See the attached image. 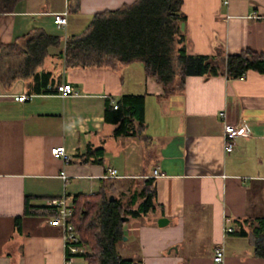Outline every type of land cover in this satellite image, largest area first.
<instances>
[{
  "label": "crops",
  "instance_id": "1",
  "mask_svg": "<svg viewBox=\"0 0 264 264\" xmlns=\"http://www.w3.org/2000/svg\"><path fill=\"white\" fill-rule=\"evenodd\" d=\"M135 1L19 0L0 13V50L34 30L64 40L83 32L95 14ZM181 9L190 55L264 50V0H182ZM64 11L66 24H55L54 14ZM57 52L59 45L49 47L35 71L52 72L50 92L35 91L32 76L0 77V264L65 262L62 230L46 216L24 215L26 197L31 205L60 197L73 205L76 195L103 191L129 206L148 179L155 187L153 209L123 222L116 245L122 258L213 264V249L222 246L224 264H264L250 235L225 231L236 220L264 218V74L186 76L181 88L164 94L140 61L65 68ZM62 84L73 93L52 91ZM125 94L144 96V122L134 121L130 135L115 136L103 111ZM18 95L28 97L18 101ZM224 121L247 129L228 153ZM58 146L64 157L51 153ZM89 148L102 149L100 162L86 159ZM108 169L119 177L106 178ZM154 170L161 176L153 177Z\"/></svg>",
  "mask_w": 264,
  "mask_h": 264
},
{
  "label": "trees",
  "instance_id": "2",
  "mask_svg": "<svg viewBox=\"0 0 264 264\" xmlns=\"http://www.w3.org/2000/svg\"><path fill=\"white\" fill-rule=\"evenodd\" d=\"M19 0H0V13L12 11ZM182 0H136L114 11L93 16L86 29L64 40L34 30L11 44L8 52L19 57V73L32 76L35 91L50 92L47 86L54 81L51 71L35 72L48 55V48L59 45L54 55L65 68L112 67L140 61L146 76L162 87L164 94L181 88L185 77L198 75L222 76L238 79L250 70L264 74V50L244 49L238 54L217 56L190 55L186 52V39L181 29L186 15L181 9ZM2 54L0 52V60ZM43 88V90H41ZM56 91V88L52 90ZM104 120L115 125L114 135H130L133 122H144V96L125 94L114 105L106 104ZM102 149H88L86 159L100 162ZM142 201L134 208L138 198ZM155 187L152 179L139 193H134L129 206L103 191L79 194L73 199L71 221L78 235V244L87 252L76 254L86 264H142L141 261L122 258L117 243L122 239V218H137L152 212ZM26 197L24 215L51 217L53 206L31 205ZM19 226L20 217L15 220ZM239 237L251 236L254 256L264 258V218L236 220L231 231Z\"/></svg>",
  "mask_w": 264,
  "mask_h": 264
},
{
  "label": "built area",
  "instance_id": "3",
  "mask_svg": "<svg viewBox=\"0 0 264 264\" xmlns=\"http://www.w3.org/2000/svg\"><path fill=\"white\" fill-rule=\"evenodd\" d=\"M228 0H223L224 4H227ZM67 12H59L54 14V23L57 25L66 24ZM56 92L62 96L73 93V89L69 84H62L56 87ZM28 96L18 95L15 96V100L24 101ZM116 108V105H114ZM223 116V114H220ZM247 135V129L245 125H235L229 122H223V137H224V150L225 152H231L234 149L235 141L238 136ZM51 153L54 156H65L64 147L58 146L51 149ZM61 178H65L64 172H60ZM161 174L154 170L153 177H160ZM106 178L113 179L119 177L116 169H108L105 174ZM47 206H53L56 209V214L48 217L49 224L58 226L62 230V236L64 246L66 248V258L64 264H74V258L76 254H84L87 252L85 246L79 245L78 235L74 230L71 218L73 216V205L68 203L64 197L52 198L47 201ZM226 232H231L232 228L227 227ZM212 263L213 264H224V248L222 246H216L212 252Z\"/></svg>",
  "mask_w": 264,
  "mask_h": 264
},
{
  "label": "rangeland",
  "instance_id": "4",
  "mask_svg": "<svg viewBox=\"0 0 264 264\" xmlns=\"http://www.w3.org/2000/svg\"><path fill=\"white\" fill-rule=\"evenodd\" d=\"M2 54V58L0 60V77H3L4 80H9L15 76H21V72L19 73L18 68H19V57H17L16 54L12 52L4 50H0ZM118 247L123 253L124 248L121 243H119ZM77 264H86V262L83 259H78Z\"/></svg>",
  "mask_w": 264,
  "mask_h": 264
},
{
  "label": "water",
  "instance_id": "5",
  "mask_svg": "<svg viewBox=\"0 0 264 264\" xmlns=\"http://www.w3.org/2000/svg\"><path fill=\"white\" fill-rule=\"evenodd\" d=\"M110 198L112 199L113 196H110ZM128 219H129V217H128V216H125V217L122 218V221L124 222V221H127ZM162 221H163V220H159V221H158L159 225H162V224H161Z\"/></svg>",
  "mask_w": 264,
  "mask_h": 264
}]
</instances>
